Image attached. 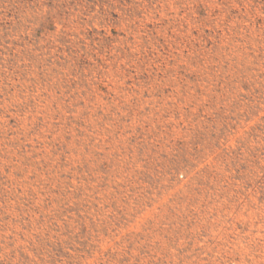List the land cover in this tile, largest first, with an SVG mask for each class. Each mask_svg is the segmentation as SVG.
Segmentation results:
<instances>
[{"label": "rangeland", "instance_id": "obj_1", "mask_svg": "<svg viewBox=\"0 0 264 264\" xmlns=\"http://www.w3.org/2000/svg\"><path fill=\"white\" fill-rule=\"evenodd\" d=\"M0 264H264V0H0Z\"/></svg>", "mask_w": 264, "mask_h": 264}]
</instances>
